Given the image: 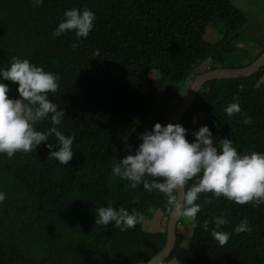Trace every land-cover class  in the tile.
I'll list each match as a JSON object with an SVG mask.
<instances>
[{"label": "trees", "instance_id": "16d2710c", "mask_svg": "<svg viewBox=\"0 0 264 264\" xmlns=\"http://www.w3.org/2000/svg\"><path fill=\"white\" fill-rule=\"evenodd\" d=\"M72 8L94 13L88 37L77 40L74 31L53 37ZM245 23L227 0H44L41 6L32 0H0V68L9 67L16 56L57 75L59 89L48 98L65 113L57 130L74 137L68 165L48 159L58 147L50 150L45 143L11 159L0 154V192L6 196L0 203V264H146L153 258L165 245V230L148 232L137 224L122 232L112 224L95 225L99 207H123L130 214L135 209L147 216L151 198L160 196L142 183L132 188L113 176L112 168L135 155L143 133L156 123L165 126L163 120L173 112V92L194 77L196 66L218 57L236 62L224 68H242L259 57L264 40L256 43L255 54L239 60L237 52L246 44L239 41V32ZM209 29L222 39L208 42ZM73 43L78 47L73 49ZM152 71L157 79L149 76ZM261 74L264 66L245 79L205 84L182 118L186 139L195 142L193 132L206 125L218 148L220 139L228 138L240 154L264 153V84L254 88ZM0 83L10 88V99H19L17 84L2 76ZM204 90L209 93L201 96ZM237 94L250 124L240 114L228 117L224 111L237 102ZM200 113L206 115L205 123L194 126ZM51 127L46 119L36 130ZM48 143L55 146V137ZM196 203L201 206L198 226L180 219L182 228L181 220L189 223L190 234L177 233L163 264H264V204L239 205L203 193ZM171 208L167 204V214ZM221 213L228 223L220 230L230 234L222 247L211 237L214 223L208 231L203 228L206 219ZM245 218L254 230L235 234Z\"/></svg>", "mask_w": 264, "mask_h": 264}, {"label": "clouds", "instance_id": "9594fccd", "mask_svg": "<svg viewBox=\"0 0 264 264\" xmlns=\"http://www.w3.org/2000/svg\"><path fill=\"white\" fill-rule=\"evenodd\" d=\"M43 2L44 0H32L34 6H41ZM95 20L94 13L87 8L82 11L77 8L66 10L64 19L52 32V36L59 37L62 33L74 31L77 40L87 38ZM207 34L211 37L215 32ZM209 40L211 41V39ZM77 47L76 43L72 44L73 49ZM255 51L256 49L253 52ZM98 54L99 50L94 51L93 57ZM208 60L210 61L205 66L201 64L196 66L197 68L194 67L196 68L192 74L194 77L191 76V79L187 77L182 87H186L187 90L190 83L202 73L243 69L256 61L242 68H224L216 66L220 60L215 61L211 58ZM9 64L10 66L7 68H0V76L4 80L18 85L19 99H10L8 96L10 88L7 84L0 83V154H6L11 159L18 152L28 154L35 151L41 143H45L50 150L53 147H58V150L50 151L48 159H54L62 165H68L74 155L72 149L74 137L66 136L57 130L56 126L61 124L65 113L63 110L58 111V105L48 98V93L54 94L58 91L59 77L45 71L42 67L32 65L27 59L16 56L12 57ZM262 67L254 74L258 73ZM151 74L154 75L153 78H158L157 72L152 71ZM260 77V81L257 80L254 84L255 89L264 84V74H261ZM231 80L240 79H214L205 84L212 81H225L227 83ZM208 86L212 92L210 85ZM238 88L243 91V85L238 86ZM206 92L209 93L207 90ZM233 99L237 102L229 104L224 109L227 116L233 117L240 114L245 125L252 123L251 117L241 111L238 94ZM181 100L180 98L176 107ZM248 102L252 103L253 101ZM189 109L190 107L183 116ZM170 118L162 122L165 126L156 123L151 131L143 133L140 136L142 143L136 149L135 155H127L121 159L112 168V175L121 180L129 181L134 189L142 183L145 190H158L164 195L163 208H166L167 204L171 205L176 215L180 216V219L185 218L189 221L193 228L198 226L195 221L197 214L201 211V206L196 201L202 193L211 194L214 199L223 197L229 202H235L239 205L252 204L257 207L264 204V153L252 151L251 153L240 154L228 138L220 139L218 148L214 146L212 132L206 125L193 132L195 142L190 143L186 139L187 130L181 126L182 119L179 124H167ZM46 119H50L52 127L47 131L36 130V125ZM197 123L205 122L196 121L194 126ZM52 136L56 140L55 146L48 143L49 137ZM145 177H151L152 182L150 183ZM158 178H162L163 182H158ZM189 181H194V183L187 187ZM181 191H183L182 200L178 198ZM5 198V194L0 192V203ZM206 202L211 203L212 201L208 199ZM96 213L95 225L112 224L122 232L135 228L137 224H142L145 220L143 213L133 209L130 214L123 207L119 209L111 206L99 207L96 209ZM180 219L176 226V235L178 229L182 228ZM210 221L215 225L211 230V237L218 242L219 246L226 245L230 239V234L220 230L222 225L228 223L223 213L220 216L206 219L203 223L205 231H208ZM253 230L246 218L234 229L235 234L251 233ZM174 263L176 264V262Z\"/></svg>", "mask_w": 264, "mask_h": 264}, {"label": "rangeland", "instance_id": "374dc122", "mask_svg": "<svg viewBox=\"0 0 264 264\" xmlns=\"http://www.w3.org/2000/svg\"><path fill=\"white\" fill-rule=\"evenodd\" d=\"M230 5H232L235 9L239 10L241 14L246 19L245 25L241 28L239 32V41L243 40L246 44L242 47L241 50L237 52V55L239 57L240 61L246 60L248 57V54H255L253 52L255 49H258L256 47V43L258 41L264 40V0H227ZM219 29H221L219 27ZM212 32L211 29L207 30V33ZM207 35V41L216 43L222 39V35L215 31V34H213L211 37ZM211 39V41L209 40ZM238 42V41H237ZM240 46V44L237 45V48ZM218 57L214 60H217ZM210 61L206 60L202 63V66H205V64ZM236 64V62L233 59H225L216 64L217 67H232ZM151 78L154 77L153 74L150 75ZM186 90V87H182L178 92H173L174 96L169 100V110H174L176 105L179 103L180 98L182 99V95L184 91ZM208 94L206 90H204L201 94ZM172 94V92H171ZM170 95V93H169ZM169 95L167 97H169ZM182 96V97H181ZM206 115L199 114V118L196 119V121H203L205 120ZM167 119H164L163 122H165ZM160 196H155L151 198L150 204L146 208L147 216H145V220L142 223L143 228L148 232H163L165 230L166 226V218H167V210L166 208H163V197L164 195L162 193L159 194ZM181 225L184 228H179L178 232L189 236L190 230L187 228L189 227V223L185 220H181ZM170 264H175L174 262Z\"/></svg>", "mask_w": 264, "mask_h": 264}, {"label": "water", "instance_id": "95a60500", "mask_svg": "<svg viewBox=\"0 0 264 264\" xmlns=\"http://www.w3.org/2000/svg\"><path fill=\"white\" fill-rule=\"evenodd\" d=\"M264 65V52L256 59V61L249 67L243 69H226L216 70L212 72H205L198 75L188 86L180 104L175 108L171 118L167 124H179L183 114L192 105L198 91L209 80L214 79H241L249 77L254 74L260 67ZM166 124V125H167ZM178 198L182 200L183 191L178 194ZM180 216L176 215L174 208L171 209L166 223V241L164 247L146 264H162L173 251L176 243V226Z\"/></svg>", "mask_w": 264, "mask_h": 264}]
</instances>
